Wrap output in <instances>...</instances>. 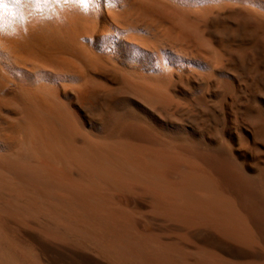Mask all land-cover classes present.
<instances>
[{
  "label": "bare ground",
  "instance_id": "bare-ground-1",
  "mask_svg": "<svg viewBox=\"0 0 264 264\" xmlns=\"http://www.w3.org/2000/svg\"><path fill=\"white\" fill-rule=\"evenodd\" d=\"M0 264H264V0H0Z\"/></svg>",
  "mask_w": 264,
  "mask_h": 264
}]
</instances>
